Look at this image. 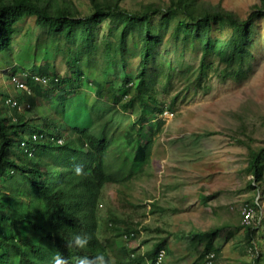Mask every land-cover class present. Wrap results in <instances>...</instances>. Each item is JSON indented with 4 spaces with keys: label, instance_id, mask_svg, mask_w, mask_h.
I'll return each instance as SVG.
<instances>
[{
    "label": "trees",
    "instance_id": "trees-1",
    "mask_svg": "<svg viewBox=\"0 0 264 264\" xmlns=\"http://www.w3.org/2000/svg\"><path fill=\"white\" fill-rule=\"evenodd\" d=\"M89 1L93 13L79 17L70 7L52 0H0V62L10 66L8 76L2 74L0 81V264H50L55 251L67 257L69 264L78 256L98 252L108 256L97 235L94 193L103 185H124L141 177L150 160L151 139L161 133L159 117L164 111L150 80V69L160 59L157 49L162 32L172 19L180 17L170 37L175 39L173 46H198L197 77L204 75L206 60L212 56L227 68L236 67L229 72L239 77L246 43L253 37V21L264 19V0L246 20L227 11L198 10V0H168L166 8L148 4L136 14L122 11L120 0ZM27 19H34L48 36L64 39L54 45L56 51L67 44L77 45L69 61L74 66V80L53 74L54 67L46 62L51 43L40 51L39 58L36 47L27 45L15 51V45L21 44L14 37ZM104 21L112 26L98 51L95 29ZM214 25L232 30L228 41L210 37ZM154 26L158 32L152 30ZM132 48L140 58L135 74L126 70V53ZM170 51L165 49L162 54ZM97 54L101 66L96 71L90 67ZM42 61L46 64L41 66ZM159 63L167 69L179 64L168 59ZM17 68L25 77L28 93L13 95L15 84L20 83L15 79ZM114 75L119 76L117 84L111 78ZM169 80L160 81L165 83L163 88ZM75 87L88 94H76ZM71 92L72 98L66 94ZM76 165L82 167L80 175L73 171ZM247 169L253 182L260 184L264 149L250 150ZM108 221L122 223L114 218ZM220 231L190 234L192 242L202 244L203 258L220 252L216 242ZM73 232L87 233L88 246L67 247ZM124 232L137 233L132 229ZM124 232L116 236L122 237ZM165 246V240L154 246L150 262ZM142 259L129 260L128 256L127 261L114 264H143Z\"/></svg>",
    "mask_w": 264,
    "mask_h": 264
},
{
    "label": "rangeland",
    "instance_id": "rangeland-1",
    "mask_svg": "<svg viewBox=\"0 0 264 264\" xmlns=\"http://www.w3.org/2000/svg\"><path fill=\"white\" fill-rule=\"evenodd\" d=\"M52 1L70 7L79 17L93 13L89 0ZM168 2L120 0L118 5L122 11L136 14L148 4L166 8ZM260 4L261 0L197 2L198 10L227 11L240 20H246ZM179 20L180 17L172 19L168 29L162 32L157 49L160 59L150 69L154 96L164 108L159 117L161 133L151 139V157L141 177L124 185H103L98 194L94 193L97 235L114 263L127 261L131 253L136 258L142 257L143 264L150 263V252L165 240L163 264H201L202 244L192 242L190 234L220 229L216 242L221 247L214 264H257V258L258 264H264V173L263 180L257 184L247 169L250 150L264 149V19L253 21V37L246 43L247 53L239 77L229 72L236 67H225L215 56L206 60L208 69L197 77L201 58L198 46H173L175 39L170 37ZM111 26L104 21L95 29L98 51L103 49ZM152 30L158 32L159 28L154 26ZM231 32L227 26L214 25L210 37L224 42L229 40ZM14 40L21 44L15 45V51L27 45L36 47L38 58L48 43L53 44L49 46L47 64L54 67L53 74L74 80L71 73L74 66L69 61L77 52V45L67 44L56 51L54 45L64 39L48 36L38 29L34 19H27L20 26ZM127 47L131 48V44ZM165 49L171 50L169 55L162 54ZM126 56V70L135 74L140 58L134 54V48ZM167 59L177 60L179 64L167 69L159 63ZM100 60V55H95L90 68L97 71ZM9 67L0 62V81ZM169 77L163 88L161 84L165 83L160 81ZM111 78L117 84L119 76ZM15 79L24 88H14L13 95L28 93L19 68ZM36 82L43 84L40 79ZM74 92L81 96L88 94L86 89L78 87ZM66 94L72 98L73 92ZM23 108L24 105L20 107ZM253 204L252 222L248 227L243 226L241 211ZM110 218L122 223L111 224ZM130 229L137 232L135 236L127 240L116 236Z\"/></svg>",
    "mask_w": 264,
    "mask_h": 264
},
{
    "label": "clouds",
    "instance_id": "clouds-1",
    "mask_svg": "<svg viewBox=\"0 0 264 264\" xmlns=\"http://www.w3.org/2000/svg\"><path fill=\"white\" fill-rule=\"evenodd\" d=\"M73 171L76 175H80L82 167L80 165H76ZM124 234L125 233H123V235ZM88 243L89 236L87 233L73 232L71 233L69 240L66 241V246L70 248L84 249L88 246ZM50 264H69V259L63 256L59 251H55L51 257ZM74 264H114V260L111 257L98 252L92 256L85 255L75 257Z\"/></svg>",
    "mask_w": 264,
    "mask_h": 264
},
{
    "label": "built area",
    "instance_id": "built-area-1",
    "mask_svg": "<svg viewBox=\"0 0 264 264\" xmlns=\"http://www.w3.org/2000/svg\"><path fill=\"white\" fill-rule=\"evenodd\" d=\"M15 86L19 89V88H24V86L22 84H19L18 82L15 84ZM251 206V205H250ZM250 206H245L242 211H241V215H242V224L243 226H249L252 222V219H253V215H254V212H253V208L250 207ZM135 236V234L131 233L129 235L127 234H124L122 236V238L124 240H127L128 237H133ZM165 250L164 249H160L155 257H154V261L153 262H150V263H147V264H163L164 262V256H165ZM129 260H136V255L134 253H131L129 255ZM215 263V256L213 253H210L206 256H204L201 264H214ZM136 264H140V263H136Z\"/></svg>",
    "mask_w": 264,
    "mask_h": 264
}]
</instances>
